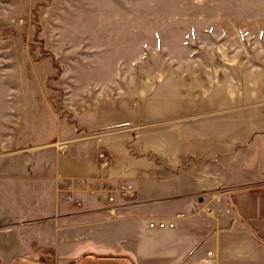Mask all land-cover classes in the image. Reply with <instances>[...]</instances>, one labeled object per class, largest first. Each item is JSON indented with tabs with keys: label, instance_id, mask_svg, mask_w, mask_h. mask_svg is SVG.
Returning a JSON list of instances; mask_svg holds the SVG:
<instances>
[{
	"label": "crops",
	"instance_id": "0c3cea01",
	"mask_svg": "<svg viewBox=\"0 0 264 264\" xmlns=\"http://www.w3.org/2000/svg\"><path fill=\"white\" fill-rule=\"evenodd\" d=\"M169 86L69 119H0L28 138L11 153L23 160L0 161V264H264V115L184 134Z\"/></svg>",
	"mask_w": 264,
	"mask_h": 264
},
{
	"label": "rangeland",
	"instance_id": "374dc122",
	"mask_svg": "<svg viewBox=\"0 0 264 264\" xmlns=\"http://www.w3.org/2000/svg\"><path fill=\"white\" fill-rule=\"evenodd\" d=\"M172 83L181 133L264 115V0H0V119H69ZM12 132L0 161L23 160Z\"/></svg>",
	"mask_w": 264,
	"mask_h": 264
},
{
	"label": "built area",
	"instance_id": "2783aa9c",
	"mask_svg": "<svg viewBox=\"0 0 264 264\" xmlns=\"http://www.w3.org/2000/svg\"><path fill=\"white\" fill-rule=\"evenodd\" d=\"M127 193L129 194V196H132L131 193V187H127L126 188ZM109 202H113L114 201V197L110 196L108 198ZM148 228L149 229H159V230H163V229H173L174 228V223H166L163 221H151L148 223Z\"/></svg>",
	"mask_w": 264,
	"mask_h": 264
}]
</instances>
